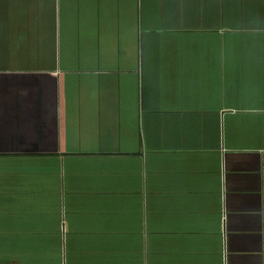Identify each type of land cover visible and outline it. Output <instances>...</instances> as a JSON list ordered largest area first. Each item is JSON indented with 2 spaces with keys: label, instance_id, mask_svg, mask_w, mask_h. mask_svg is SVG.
Segmentation results:
<instances>
[{
  "label": "crops",
  "instance_id": "0c3cea01",
  "mask_svg": "<svg viewBox=\"0 0 264 264\" xmlns=\"http://www.w3.org/2000/svg\"><path fill=\"white\" fill-rule=\"evenodd\" d=\"M0 264H264V0H0Z\"/></svg>",
  "mask_w": 264,
  "mask_h": 264
}]
</instances>
